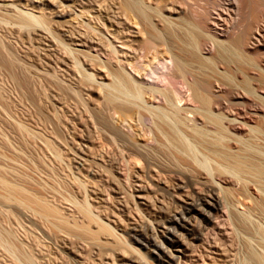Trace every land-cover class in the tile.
<instances>
[{"label":"bare ground","instance_id":"bare-ground-1","mask_svg":"<svg viewBox=\"0 0 264 264\" xmlns=\"http://www.w3.org/2000/svg\"><path fill=\"white\" fill-rule=\"evenodd\" d=\"M60 3V7L72 8L78 20L76 25L62 23L63 33L50 21L16 4L0 8L3 33L0 34L6 36L0 35V67L9 70L12 82L21 79L23 83L12 55L14 50L7 42L14 39L25 42L26 36L34 34L41 40L36 50L44 47L43 54L50 58H43L42 64L30 60L34 65L29 69L34 68L33 74L44 80L48 76L46 81L50 82L52 75L56 77L54 68L60 62L58 65L66 71L74 66L75 74L71 72L70 76L74 77L71 78L79 92L86 91L88 95L92 85L97 86L101 102L92 116L94 120L91 119L98 127L95 133L100 144L111 150L115 147L118 151L115 153L119 154L112 155H118L117 158H109L105 153L107 159L103 161L101 155V163L86 160L89 155L84 151L80 159L86 164L84 169L92 170L93 174L92 179L86 174L85 177L94 181L96 187L94 184V190L92 187L89 190L83 182L84 171H77L83 180L74 176L78 177L74 179L80 193L76 191L74 198L70 196L72 200L67 199L72 201L78 218L68 220L48 201L30 198L32 194L28 196L23 188L22 191L1 180L8 193L0 198L7 203L17 198L18 205L30 208L55 228L74 234L75 238L83 235L96 247L109 246L120 253V259H127L123 254L129 252L150 264L96 213L95 202L102 200L107 190L120 197L131 191L133 183L148 185V177L155 182L164 178L186 186L200 185L205 197L224 205L231 225L244 234L246 256L242 264H264V0H60ZM116 10L139 31L142 39L138 43L117 46L120 24L113 16ZM24 32L28 33L25 39ZM33 39L27 41L34 44ZM29 53L36 56L34 50ZM60 53L65 56L61 55L64 61L58 57L60 60L53 63L51 57ZM102 55L108 59L103 60ZM91 64L101 66L107 80H99L88 69ZM53 69L55 74L51 75ZM25 77L29 83L30 78ZM77 89L73 95L78 94ZM160 159H165L166 164ZM108 164L114 171L107 168ZM112 171L129 182L127 190L125 182ZM110 173L113 176L109 177ZM134 193L147 203L145 185L134 189ZM146 203L141 201L133 208L142 213L140 206L152 209ZM190 206L198 211V200H192ZM161 210L166 213V209ZM102 234L112 242L100 240ZM29 256L25 257L27 264H37L36 256L35 259Z\"/></svg>","mask_w":264,"mask_h":264},{"label":"rangeland","instance_id":"rangeland-1","mask_svg":"<svg viewBox=\"0 0 264 264\" xmlns=\"http://www.w3.org/2000/svg\"><path fill=\"white\" fill-rule=\"evenodd\" d=\"M107 3L114 5L111 1ZM9 4H16L19 8L50 21L56 26V30L59 33H63L62 23L76 25L78 21L76 16L72 14L74 12L72 8L67 6L60 7V0H0V8L2 9ZM77 12H81V8H77ZM113 16L120 24L119 32L116 35L119 39H115L118 47L122 48V43L136 44L142 39L139 31L129 23L122 12L116 10ZM24 33L23 38L28 35L27 32ZM32 35L26 36V38H28V41L35 38V40L33 39L35 41L34 44H31L33 43L32 40L31 43L27 40L24 42L23 39H20L21 41L19 42L15 41L14 37H12L14 42L5 40L11 44L9 47H11L12 51L14 50L12 55L19 67L17 73L20 71L19 74L23 75L22 79L25 80L26 78V83H24V80L23 83H20L19 80L21 79L18 80L19 82L17 80L12 82L9 70L0 67V180L5 181L10 186L18 187L20 190L23 188L25 190L24 193L26 192L28 196L32 194L30 198L33 196L38 199L41 198L40 200L42 201H48L59 208L65 218L71 220L73 216L75 218L79 217H76L77 213L74 214L76 211L72 207V201H69L74 198L73 196L75 195L73 193L76 191V193H80L78 185L76 188L78 177H80L81 181L85 180L83 182L86 185L88 184L87 188L89 190H94L96 187L94 181L93 183L90 181L93 176L92 173L90 174L92 170L84 169L86 164L84 165L80 159L84 151H87V155L90 157L87 156L86 160L90 159L98 162L102 158L101 155L103 156L105 153V156H109V158L119 153H115L118 152L115 151V147L111 150L109 147L104 146L102 142L101 145L100 140L97 138L98 127H95L97 125L92 121L94 120L92 116H94L101 102L99 89L97 86L92 85L93 90L88 95L86 91L79 92L75 81H73L74 79H72L74 77L70 76L72 73L73 75L75 74L74 66H69L66 71L58 65L60 63L58 62L60 60L58 57L61 59L62 57L65 58L63 54L60 53V56L51 57L54 59L53 63L58 62L56 68L59 67L60 69L54 68L56 77L52 75L55 74L54 69V73L51 71L52 78L50 77V82L46 81L49 78L48 76H46L47 79L45 78V80L38 75L37 78L32 72L34 68L32 70L29 69L33 67L34 61L42 64L43 58H50L45 55L47 53L43 54L45 51L43 50L45 49L44 47L36 50V48H40L41 43L39 44V42L41 40L34 34ZM17 36L22 35L17 34ZM109 37L114 39V36H111L110 33ZM3 38H6V36ZM37 39L38 42H36ZM31 46H33L32 49ZM32 50H34L36 56L33 53H29ZM27 52L33 56L30 55L28 58ZM41 52L42 54H40ZM24 53H27L26 57ZM37 54L39 55L37 56ZM57 59L58 61H56ZM102 59L107 60L108 57L102 55ZM63 61L64 59L61 60V62ZM21 62L22 64H20ZM26 64L29 65L27 66ZM88 69L99 80H107L106 71L101 66L91 64ZM22 71L24 74H22ZM58 71L59 78L57 77ZM67 72H69V75ZM33 75L34 77H32ZM25 76L30 78L29 83L32 80L35 82L29 84L27 81L29 79ZM52 80L54 83H52ZM46 82L47 85L45 84ZM24 84L27 85L24 86ZM76 89L75 94L77 92L78 94L73 95ZM75 96L77 97L75 98ZM75 103H77V108ZM45 133L48 135L52 133L53 135L48 136ZM51 136H54V139ZM99 144L101 145V150H98ZM93 146H97L98 151L96 150L95 152V147L93 148ZM102 146L106 147L108 152ZM53 147H56L54 148L55 150ZM61 148L62 150L58 151ZM56 155L59 156V159L55 157ZM105 156H103L104 159L102 158L103 161L107 159ZM117 156H112V158H117ZM102 160L100 161L101 163ZM164 161L165 159H160L161 163H165ZM74 167L77 169H74ZM107 168L113 170L109 164ZM69 169L76 170V172L74 173ZM77 171L83 172L81 173L83 174L82 178L86 174L91 179L87 180L85 177L86 179L82 180ZM86 171L89 172V176ZM113 171L112 174L114 176H118L125 182V190H127L129 182H126L124 177ZM112 174L110 173L108 176L111 177L113 176ZM75 175H78V177H74ZM180 179L183 182L185 181L184 178ZM146 181L148 185L143 184L147 190L145 194L147 203L142 199H138L134 193V189H139V186L144 185L133 183L131 191L125 192L124 195L119 197L111 190H107L103 192L102 200H97V203L95 202L94 204L98 207L96 213L101 215L103 220L106 219L105 221L117 230L118 235L127 241L130 247L138 250L150 264H242L246 256L245 236L231 225L226 208L222 203H216L204 196V187L201 188L200 185L194 186V184L186 186L184 183L169 182L166 179L164 180V178L155 182L148 177ZM94 184L95 187L93 186ZM89 187L92 188L90 189ZM71 190L72 193H70ZM7 193L8 191L0 183V195ZM129 193L134 194V197L129 196ZM64 197L66 199L67 197L70 198L69 200L67 199L69 203ZM16 200L17 198H13L12 201L7 203L8 201L5 202L2 197L0 198V264H27L25 257L28 259L27 256L31 257L29 255H32L33 258L36 256V259H34L39 260L36 261L37 264H148L145 259L137 254L128 252L123 254L128 257L127 259H120V253L109 246L107 248L96 247L83 235H79L81 239L77 235H75V238L74 234L72 236V234H67L63 229L55 228L50 221L48 222L47 219H43L44 217L42 218L33 211L31 212L30 208L25 209L26 206L22 205V207L20 203L19 206ZM192 200H198V211L191 209ZM141 201L148 204L155 211L140 206L143 209V213L138 212L133 207H135L136 203H141ZM204 201H207L209 205ZM121 204L123 205L120 206ZM161 209H166V213H161ZM106 239L112 242L106 235L102 234L100 236V240L106 241ZM29 250L32 251L30 252Z\"/></svg>","mask_w":264,"mask_h":264}]
</instances>
